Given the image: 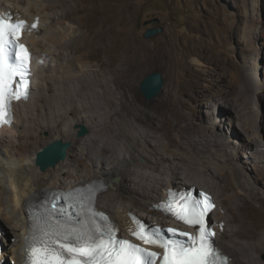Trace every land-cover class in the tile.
I'll use <instances>...</instances> for the list:
<instances>
[{
	"label": "bare ground",
	"instance_id": "1",
	"mask_svg": "<svg viewBox=\"0 0 264 264\" xmlns=\"http://www.w3.org/2000/svg\"><path fill=\"white\" fill-rule=\"evenodd\" d=\"M13 1L27 2L29 7L35 1L47 11L46 18L36 12L24 18L33 22L41 17L40 32L31 38L32 43L42 46L52 42L54 47L36 52L30 42L29 45L36 67L44 59L45 65L38 69L47 72L53 67V71L39 77L41 85L34 86L37 91L33 90L29 101L16 105L13 126L0 132V170L8 173L7 182L0 177V217L11 231L5 232V253L0 264H10V257L13 264L24 263L27 237L32 230L29 210L33 200L54 190L89 188L96 179H103L112 187L98 196V208L110 214L125 236L130 213L156 212L163 217L153 207L167 198L170 188L180 190L197 184L199 190L213 188L219 195L221 180L234 181L232 186H226L231 191V195H226L231 210L239 214V220L235 218L239 229L228 227L223 202L219 201L218 224L227 223V246L233 243L235 264H264V231L252 233L253 228L264 230V224H257L252 217V211L264 214V189L260 188L264 181V83L251 76L250 61L234 68L230 61L214 60L207 72L218 79L211 86L200 82L206 74L202 69L187 63L188 70L200 78L186 92L196 108L190 109V102L171 103V92L164 103L141 108L130 97L133 49L128 0ZM251 2L254 8L260 4V0ZM120 14L123 28L118 30ZM42 32H46L45 41L38 38ZM247 46L254 48L250 42ZM149 59L154 63L151 56ZM87 85L95 93L89 106ZM206 101L209 109L218 107V118L214 120L210 113L209 124L201 114ZM227 119L235 122L236 129L226 132L230 134L226 136L220 132L223 124L219 122L228 123ZM82 123L91 128V133L81 141L75 127ZM20 126L24 129L20 130ZM242 131L252 141L246 140ZM44 133L49 136L44 138ZM59 140H68L66 143L74 149L68 151L65 160L43 171L38 163L40 154ZM129 142L134 144V150L128 147ZM76 148L81 149L80 154ZM234 149L238 151L236 155ZM242 151H252V155H242ZM144 157L147 161L140 163ZM5 159L7 164H3ZM88 159L92 164L87 163ZM180 176L197 182L178 187ZM165 219L157 224L165 223ZM218 234L223 236L221 230Z\"/></svg>",
	"mask_w": 264,
	"mask_h": 264
},
{
	"label": "rangeland",
	"instance_id": "2",
	"mask_svg": "<svg viewBox=\"0 0 264 264\" xmlns=\"http://www.w3.org/2000/svg\"><path fill=\"white\" fill-rule=\"evenodd\" d=\"M128 4L131 11L128 14L130 20V44L133 49L131 63L132 88L130 97L140 104L141 108L150 107L154 103H164V100L166 99L169 92L172 93L171 103L173 104H182L181 102L184 101L190 102V99L186 94L187 89H189L188 87H191L195 82H198L200 78H198V76L196 77L194 73L188 70V64L195 65V67L199 70L202 69L206 74L202 76L203 79H201L200 82L205 86H211L213 81L218 79L216 75L212 77L209 76L207 72L208 67L211 68V63L214 62V60L220 61L222 63L225 61H230V65L234 68L248 65L247 61H250L249 72L251 73V76L259 78L261 82L264 83V0H260V4L257 7L258 9L254 8V3L251 2V0H128ZM2 5L6 7V9L8 8L12 11L21 13L23 16L31 17L32 14L36 12V14L42 13V18L47 17V11H44L38 2L35 1H33L31 7L28 6L27 2L18 4L13 0H3ZM123 14L126 17L124 12ZM37 17L41 19L40 16ZM122 19V14H120V17L118 18V30L123 28V25L121 24ZM155 19H159V23H152V21ZM45 20L49 21V18ZM46 24L47 28L49 23ZM150 29H162L163 31L156 36L147 39L145 34ZM45 33L46 32H42L38 38L42 41L47 40L43 35ZM260 33L262 34V37H257ZM254 36H256V38H254ZM31 38H34V34L29 35L27 37V41L28 43L30 42L31 46L36 50V52L42 50L43 48L47 49L49 47H54L52 42H49L48 45H34ZM120 39L118 40L122 41V39ZM248 42L254 46L252 49H256L255 52L248 48ZM150 50H152L151 54ZM196 52L198 55L194 54ZM47 55H45V59ZM149 56L154 59V63L149 61ZM50 60L53 64L54 62L52 61V58H50ZM45 63L46 60H42L39 62V65L43 67ZM39 65L36 67L35 85H41V83H39V77H43L46 74H51V71H53V67L52 69L50 67L48 69L49 71L47 70V72L42 71L41 68L38 69ZM158 71L163 73L165 85L162 92L156 98L149 101L142 93L141 85L146 77ZM35 91H37V89H34V93ZM85 94L87 99L86 105L89 106V102L94 98L95 93L87 85ZM207 105H209L207 101L204 105H202L201 114L207 119L206 123L209 124L208 116L211 115V118H214V120L218 118V107L213 106L211 109H209ZM189 108H196L195 103L193 104L190 102ZM227 121L228 123L219 122V125L223 124V127H220V132H224V134L231 129H236L235 122H230V119H227ZM81 125H85L91 133V128H89L84 123L75 127L79 130V132L80 128H78V126ZM20 128V130L24 129V127L22 128L21 126ZM90 133L87 136H89ZM244 133L245 132L242 131V136ZM43 135L44 138H47L49 133H44ZM225 135L227 136L230 134L226 133ZM86 137L80 138L78 133V139L81 140ZM244 138H246V140L249 142L252 141L250 137L245 136V134ZM66 141L69 142L68 140ZM239 143H241V141H239ZM128 147L134 150V144L132 142L128 143ZM73 149L74 148L72 145L69 152ZM75 150L79 152L78 154L81 153L80 148H76ZM234 152V155H236L238 151L234 149ZM241 154L252 155V151H250L249 154H247L245 151H242ZM5 161L7 160L5 159L4 162ZM146 161L147 159L145 157L139 159L140 163H145ZM4 162L3 164H7ZM87 163L90 165L92 164V161L88 159ZM131 164L134 165L135 162H131ZM250 164H252V162ZM0 174V177H2L4 182H7V171L4 169L3 171L0 170ZM183 177L184 176H180L177 179V184H179L177 185L178 187L183 186L185 182H187L188 185L194 184L193 181H195V183L197 182L196 180L190 182L188 181L189 179L187 180L185 177L183 179ZM229 177L231 176L228 175V178ZM215 182H219V180H215ZM221 183L222 184L218 186V189L221 192L220 194L223 195L222 197L220 194L218 195L217 190L213 188L209 189L208 187H205V189L212 191L215 197H218L216 201L223 202L221 206L224 207L223 216H225V221L228 222V227L231 225L232 229L237 230L239 229L240 223L235 221V218L239 220V214L235 212V210H231L230 201L227 199V195H231V191L226 187L232 186L234 181H229L228 183L227 180H221ZM206 184L208 185L209 183ZM196 186L198 188L200 187L197 184ZM260 188L264 189V181H262V186H260ZM154 213L150 214L146 212H138L137 215L146 219L148 222L150 220V222L160 223V220H162L164 216L162 215L163 217H161V215H156V212ZM252 214V217H254L257 224H264V214L259 215L255 211H252ZM165 220L166 222L162 224H174L171 223V221L167 218ZM213 220L216 223H218L220 220V217L217 213L212 218V221ZM0 221L10 233L11 231L7 226L6 221L1 217ZM225 221L224 223L227 224ZM253 229L254 230L252 233L257 231L259 234H261L264 231L263 228H258L257 230H255L256 228ZM226 233L227 227L226 231L222 233L223 236H218L216 243H218L220 246H223L226 251H228L231 258L233 259V263L235 264L237 260V253L231 250V245L233 243L230 244V247L229 244L227 246V243H229V238L226 236ZM261 258L264 261V252L261 254ZM8 261L11 264V257Z\"/></svg>",
	"mask_w": 264,
	"mask_h": 264
},
{
	"label": "snow or ice",
	"instance_id": "3",
	"mask_svg": "<svg viewBox=\"0 0 264 264\" xmlns=\"http://www.w3.org/2000/svg\"><path fill=\"white\" fill-rule=\"evenodd\" d=\"M36 27V23L31 25V29ZM24 28L23 19L0 15V127L12 124V101L27 100L29 94L31 56L25 45L18 43ZM55 148L53 145L51 151ZM108 190L110 185L105 180H94L87 189L86 202L83 196L77 201L76 215L83 218L76 222L67 209L57 213L52 204L48 219L56 217L55 223H48L42 238L29 244L25 264H157L158 259L161 264H230L215 243L217 233L208 219L215 204L206 194L200 193L201 199H197L191 192L170 191L161 206L175 219L194 227L197 236L151 227L133 218L135 227L130 232L140 242L137 244L118 239L108 217L96 211L97 196ZM97 218L104 224L98 225ZM141 244L163 249L162 258Z\"/></svg>",
	"mask_w": 264,
	"mask_h": 264
},
{
	"label": "water",
	"instance_id": "4",
	"mask_svg": "<svg viewBox=\"0 0 264 264\" xmlns=\"http://www.w3.org/2000/svg\"><path fill=\"white\" fill-rule=\"evenodd\" d=\"M152 23H159V19H155L154 21H152ZM162 31V29H150L145 34V37L147 39L152 38L157 34L161 33ZM164 85L165 79L163 73L161 71L154 72L145 78L141 85V91L146 97V99L151 101L162 92ZM78 128H80V138L86 137L90 133L89 129L85 125H82ZM53 145L56 146L55 152L51 151ZM71 147V143H66L62 140L56 141L40 154L38 160L39 166L43 169V171L47 168L54 167L58 162L66 159L68 151ZM0 224L3 230L6 232L7 230L5 229L1 221Z\"/></svg>",
	"mask_w": 264,
	"mask_h": 264
}]
</instances>
